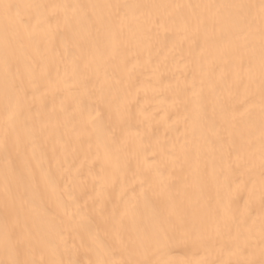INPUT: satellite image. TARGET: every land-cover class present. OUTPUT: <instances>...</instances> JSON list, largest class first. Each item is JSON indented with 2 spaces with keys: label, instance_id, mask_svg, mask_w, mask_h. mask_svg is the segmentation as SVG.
<instances>
[{
  "label": "bare ground",
  "instance_id": "1",
  "mask_svg": "<svg viewBox=\"0 0 264 264\" xmlns=\"http://www.w3.org/2000/svg\"><path fill=\"white\" fill-rule=\"evenodd\" d=\"M7 2L0 262L259 264L261 25L227 6L260 0ZM229 200L239 239L217 232Z\"/></svg>",
  "mask_w": 264,
  "mask_h": 264
},
{
  "label": "snow or ice",
  "instance_id": "2",
  "mask_svg": "<svg viewBox=\"0 0 264 264\" xmlns=\"http://www.w3.org/2000/svg\"><path fill=\"white\" fill-rule=\"evenodd\" d=\"M107 7L112 8L115 10V13L119 15L123 9H126L130 7L129 5H108ZM140 7V6H136ZM179 7V6H178ZM187 7H205V8H211L214 7L212 5H188ZM227 7L236 8L240 10L241 15L245 19H255L256 15H254L255 10L258 8V17L260 20V49H261V55H260V92H261V98H262V110H264V0H260L259 5L255 4H236V5H228ZM20 5L7 2V0H0V13H2L5 21H18L19 19V11ZM243 67V65H242ZM249 73H251V62L249 63L248 69ZM252 83L251 77L249 78L248 84L245 86L248 87ZM261 154H260V167H261V200L264 202V125H262L261 128ZM239 159V158H238ZM251 198V194H250ZM7 208V205H6ZM251 219L250 213L243 212L240 214H237L236 211L233 210L231 200H229L228 204L225 205L222 215L219 219V224L217 225V232L220 231L222 228L225 232L230 233L233 229L236 230L237 233V239H239L240 234L243 231H250L248 228V221ZM260 231H261V255L264 257V212L261 213L260 216ZM175 239L174 232L171 230H164L162 233L155 237H148L146 239V243L148 244H160V243H168ZM246 242V241H245ZM24 241L19 240L17 241L16 247L14 249L16 255H19L22 251V245ZM237 250L243 253L245 250L240 248L239 245L237 247ZM0 264H4V262H0ZM7 264H63L62 261H48L45 262L43 259L40 261L37 260H20V259H11L7 262ZM78 264V262H77ZM90 264H93V262H90ZM94 264H141L140 261H134V260H128V261H118V262H109V261H103L98 260L95 261ZM204 264H213L211 261H205ZM228 264H231V262H228ZM236 264H256L253 260H244V261H237ZM259 264H264V258L261 259Z\"/></svg>",
  "mask_w": 264,
  "mask_h": 264
}]
</instances>
